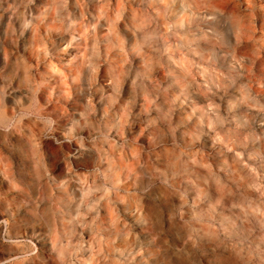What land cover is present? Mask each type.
<instances>
[{"label": "rangeland", "instance_id": "1", "mask_svg": "<svg viewBox=\"0 0 264 264\" xmlns=\"http://www.w3.org/2000/svg\"><path fill=\"white\" fill-rule=\"evenodd\" d=\"M0 264H264V0H0Z\"/></svg>", "mask_w": 264, "mask_h": 264}, {"label": "bare ground", "instance_id": "2", "mask_svg": "<svg viewBox=\"0 0 264 264\" xmlns=\"http://www.w3.org/2000/svg\"><path fill=\"white\" fill-rule=\"evenodd\" d=\"M54 7H53V12L56 14L58 13L61 17L60 18H64L66 16L65 10L64 8L58 3V2H54L53 3ZM52 5V6H53ZM49 14V13H48ZM52 14V13H51ZM54 15V14H53ZM52 16V15H51ZM47 18V17H45ZM49 20V19H48Z\"/></svg>", "mask_w": 264, "mask_h": 264}]
</instances>
